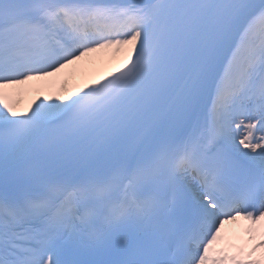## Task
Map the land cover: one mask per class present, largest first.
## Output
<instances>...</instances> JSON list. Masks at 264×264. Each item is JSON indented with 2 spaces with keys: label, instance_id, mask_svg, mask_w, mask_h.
Masks as SVG:
<instances>
[{
  "label": "snow or ice",
  "instance_id": "obj_1",
  "mask_svg": "<svg viewBox=\"0 0 264 264\" xmlns=\"http://www.w3.org/2000/svg\"><path fill=\"white\" fill-rule=\"evenodd\" d=\"M102 49L125 54L106 82L19 109L20 86ZM256 250L264 0H0V264H264Z\"/></svg>",
  "mask_w": 264,
  "mask_h": 264
},
{
  "label": "bare ground",
  "instance_id": "obj_2",
  "mask_svg": "<svg viewBox=\"0 0 264 264\" xmlns=\"http://www.w3.org/2000/svg\"><path fill=\"white\" fill-rule=\"evenodd\" d=\"M123 58L124 53H117L114 49L99 50L90 57L85 56L80 60L75 61L73 64L63 69L60 73L42 80H32L27 82L25 85L20 86L22 89L21 101L23 102L26 99L27 94L30 91L27 87L28 84L33 85V89L30 91V94L33 95L34 99H37V97L43 99L45 96H52L55 98L57 95L68 93L69 86L75 80L79 81L80 84H84L87 81L90 83L91 80L100 78L107 70L115 69L121 65ZM56 76L60 77V85L59 88L53 92L51 91V87ZM8 91L15 95V91L13 89H9ZM39 102L40 101L38 100V103ZM21 103L19 104V107ZM34 107L35 105H33V108ZM230 229L231 231H239L240 239L242 240L244 238V242L247 244L248 239H246L247 236L242 229L237 228L234 225H227L225 234H229ZM237 246L239 247L238 244ZM234 252V254L237 255L236 251ZM246 257L249 258V254H247Z\"/></svg>",
  "mask_w": 264,
  "mask_h": 264
},
{
  "label": "rangeland",
  "instance_id": "obj_3",
  "mask_svg": "<svg viewBox=\"0 0 264 264\" xmlns=\"http://www.w3.org/2000/svg\"><path fill=\"white\" fill-rule=\"evenodd\" d=\"M233 237H235V235ZM241 245H243L242 242H241ZM246 249L250 253V251H251V242H248V245H247V248ZM261 257L264 258V250H256L255 254L254 255H251V258L252 259H259Z\"/></svg>",
  "mask_w": 264,
  "mask_h": 264
}]
</instances>
